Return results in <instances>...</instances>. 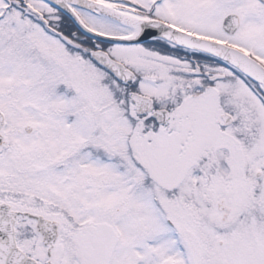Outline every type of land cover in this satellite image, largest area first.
Returning a JSON list of instances; mask_svg holds the SVG:
<instances>
[{
    "label": "snow or ice",
    "instance_id": "obj_1",
    "mask_svg": "<svg viewBox=\"0 0 264 264\" xmlns=\"http://www.w3.org/2000/svg\"><path fill=\"white\" fill-rule=\"evenodd\" d=\"M0 264H264V0H0Z\"/></svg>",
    "mask_w": 264,
    "mask_h": 264
}]
</instances>
